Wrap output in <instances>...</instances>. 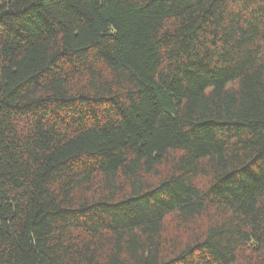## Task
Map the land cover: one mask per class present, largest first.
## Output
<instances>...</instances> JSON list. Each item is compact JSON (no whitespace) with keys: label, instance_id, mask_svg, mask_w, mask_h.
Instances as JSON below:
<instances>
[{"label":"trees","instance_id":"obj_1","mask_svg":"<svg viewBox=\"0 0 264 264\" xmlns=\"http://www.w3.org/2000/svg\"><path fill=\"white\" fill-rule=\"evenodd\" d=\"M0 264H264V0H0Z\"/></svg>","mask_w":264,"mask_h":264}]
</instances>
